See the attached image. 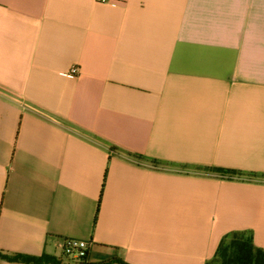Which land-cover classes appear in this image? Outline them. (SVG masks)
Instances as JSON below:
<instances>
[{
  "label": "crops",
  "instance_id": "1",
  "mask_svg": "<svg viewBox=\"0 0 264 264\" xmlns=\"http://www.w3.org/2000/svg\"><path fill=\"white\" fill-rule=\"evenodd\" d=\"M235 233L264 249V0H0V264H211Z\"/></svg>",
  "mask_w": 264,
  "mask_h": 264
},
{
  "label": "trees",
  "instance_id": "2",
  "mask_svg": "<svg viewBox=\"0 0 264 264\" xmlns=\"http://www.w3.org/2000/svg\"><path fill=\"white\" fill-rule=\"evenodd\" d=\"M157 162V161H156ZM221 173H237L235 170H228L221 167L207 168ZM26 261L36 264H71L65 262L62 257L43 254L41 256L22 257ZM216 258L220 260V264H264V249L254 244L250 236L235 233L230 242L224 244V241L219 245L216 251ZM215 258V259H216ZM118 262L128 264L121 258H112L97 264H111ZM73 264H92L88 258H84Z\"/></svg>",
  "mask_w": 264,
  "mask_h": 264
},
{
  "label": "built area",
  "instance_id": "3",
  "mask_svg": "<svg viewBox=\"0 0 264 264\" xmlns=\"http://www.w3.org/2000/svg\"><path fill=\"white\" fill-rule=\"evenodd\" d=\"M97 1L106 2L107 0H97ZM79 73H80V69L76 65L71 67V69L68 72V74L71 76H76ZM90 245L91 243L85 239L65 238L60 247L62 257L64 259H67L64 261L73 264V261L77 262L84 259L85 257L88 258Z\"/></svg>",
  "mask_w": 264,
  "mask_h": 264
},
{
  "label": "rangeland",
  "instance_id": "4",
  "mask_svg": "<svg viewBox=\"0 0 264 264\" xmlns=\"http://www.w3.org/2000/svg\"><path fill=\"white\" fill-rule=\"evenodd\" d=\"M232 236H233V235H231L230 237H228L227 239H225V240H224V244L230 242V240L232 239ZM65 260H67V259H65ZM69 260H70V258H69ZM71 261H72V260H71ZM74 262H75V261H73V263H74ZM211 264H220V260H218V259L216 258L215 260L212 261Z\"/></svg>",
  "mask_w": 264,
  "mask_h": 264
}]
</instances>
